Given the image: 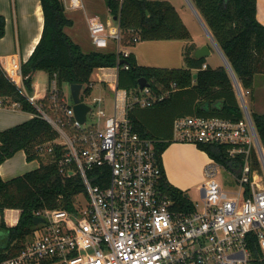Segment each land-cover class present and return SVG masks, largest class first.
<instances>
[{
  "label": "built area",
  "instance_id": "obj_1",
  "mask_svg": "<svg viewBox=\"0 0 264 264\" xmlns=\"http://www.w3.org/2000/svg\"><path fill=\"white\" fill-rule=\"evenodd\" d=\"M68 2L72 9L83 8L82 0ZM114 18L118 25L110 32L98 18H91L88 27L97 49H108L111 43H116L118 72L120 66L129 68L121 60L130 51L121 46L120 18ZM0 64L20 93L64 139L60 143L58 137L40 146V150L53 152V143L63 147L60 172L68 176L80 174L87 199L86 203L74 202L72 210H37L34 215L44 221L36 224L19 254L0 264H256V260L264 261V175L253 167L252 159L253 151L262 154V144L243 88L238 94L243 112L239 120L202 115L174 119V140L220 144L225 146L229 157H243L240 176L227 169L237 180L235 191H228L217 180L221 164L212 159L205 167L207 179L200 187L201 206L194 203L193 210L176 209L172 196L161 183L163 167L156 150L157 140L135 130L127 117V110L135 104L147 107L167 98L175 90V83L161 86L159 91L150 83L138 88L129 101V91L119 89L115 82L111 89L115 96L112 113L107 112L101 96L91 101L95 107L88 102V96L83 99V85L80 99L91 110L86 121L80 123L74 115L72 96L71 104H67L68 97L64 87L59 86L56 73L42 93H36L28 90L23 60L18 54L2 56ZM206 67L204 63L203 68ZM45 100L53 113L45 109ZM120 100L124 102L122 113L118 110ZM253 237L262 252L259 258L249 247Z\"/></svg>",
  "mask_w": 264,
  "mask_h": 264
},
{
  "label": "trees",
  "instance_id": "obj_2",
  "mask_svg": "<svg viewBox=\"0 0 264 264\" xmlns=\"http://www.w3.org/2000/svg\"><path fill=\"white\" fill-rule=\"evenodd\" d=\"M108 10L120 18L125 39H186L192 35L185 27L175 6L167 0H105ZM203 21L211 31L218 46L228 59L240 85L254 98L255 75L264 74V24L257 18V0H191ZM44 15L43 31L30 57L23 62L26 85L33 91L32 73L42 71L51 80L56 73L58 84L82 83L84 99L91 93L92 75L103 67L117 66V52L110 49H94L84 52L65 31L74 21L65 13L62 0H41ZM6 17L0 13V38L5 35ZM138 32V34H137ZM135 33L137 35H135ZM124 40V39H123ZM196 44L191 42L183 51L185 67L168 68L142 65L134 52L125 57L129 68L119 67L117 84L119 89L138 90V81L145 77L156 91L175 83L171 94L152 106L135 104L127 110V117L139 133L157 140L156 150L163 167L162 154L171 143V125L178 116L202 115L218 116L239 120L243 117L237 90L233 79L225 67L213 68L206 58H196L193 51ZM195 69V70H194ZM197 73L194 78L193 74ZM63 92V91H62ZM20 103L22 110L33 117L0 130V165L17 151L24 150L28 160L38 159L40 166L21 175L5 180L0 174V263L19 254L33 233L34 214L40 209H74L75 198L85 193L80 174L63 175L59 162L64 149L53 143V152H48L45 160L40 146L55 141L59 133L42 117L39 110L20 93L18 87L6 76L0 64V98ZM45 108L53 113L49 101ZM261 144L264 145V113L250 112ZM210 158L232 169L238 177L241 174L243 157L231 158L224 145L197 144ZM48 154V155H49ZM253 167L260 168V160L252 152ZM94 182H97V178ZM162 186L172 196L174 208L193 210L194 202L188 193L171 184L163 167ZM7 208L20 209V217L15 225H7L3 217ZM255 257L262 252L256 240L249 245ZM256 264L264 261L256 260Z\"/></svg>",
  "mask_w": 264,
  "mask_h": 264
},
{
  "label": "rangeland",
  "instance_id": "obj_3",
  "mask_svg": "<svg viewBox=\"0 0 264 264\" xmlns=\"http://www.w3.org/2000/svg\"><path fill=\"white\" fill-rule=\"evenodd\" d=\"M62 1L65 5L66 15L70 18H73L74 20V24L72 26H66L65 31L68 30V32L71 34L72 39L81 46L84 52H89L94 49H97V47L92 43V40L90 38L88 24L91 18H98L103 22H105L109 32L112 31L118 25V20H116L108 10L105 0H82L83 8L80 9H72L69 6L68 0H62ZM170 2L175 6L178 13L182 17L184 25L193 35V39L200 42L210 43L213 53L207 56V58L205 57L207 63L213 68L224 65L222 55L218 51L217 46L214 45L213 42L210 40L207 31L200 22L199 17L194 12L190 2L188 0H170ZM137 34L135 33V35ZM122 35L124 40H122L121 46H126L127 49H130L132 52H134L138 58L139 63L142 65L168 67V68H180V67H185L186 65L183 57L184 56L183 51L184 48L188 45L189 40L137 39V40L128 41L127 39H125L126 32L124 30H122ZM115 48H116V43H111L110 50L111 49L115 50ZM115 73H116V69H113L112 71L96 70L92 75L94 85L91 90V93L88 95L87 98L88 102L91 103L93 98L99 96L103 97L105 99L107 112L109 113H112L114 109L115 96H114V92L111 89H112V84L116 82ZM39 79H41V77ZM43 83L45 84L46 82ZM255 88L257 89V94H258L256 95V98H258V101H261V103H264V74L259 73L255 75ZM64 91L68 97L67 104H71L72 101L70 98L71 96L70 84L67 83L64 84ZM243 91L245 94V98H246L245 100L249 111L250 112L257 111L258 108H256V106L252 102L251 94L248 92V90L244 88ZM135 92H136L135 88L129 90V99H128L129 101L133 98ZM237 96L241 104V100L238 93ZM92 105L95 107V103H93ZM118 105L120 107L118 110L120 113H122L124 102L120 100L118 101ZM90 122H91V118L88 119V123ZM57 142L62 143L64 142V139L62 137H59L57 139ZM48 154L49 153L46 150L43 151V156L45 157L44 159L47 160L49 157V161H50L52 160V158L51 155ZM257 154L261 161V166L259 170L261 171V174L263 173L262 175H264V145L263 144H262V154L258 150H257ZM185 165L186 168L184 166V169L180 170L177 173L176 183H179L177 181H182L184 183H182L181 185L189 186V184L197 181L198 179H201L200 175H202V172L200 173L199 167L194 163L193 160H191L190 157L188 161L185 163ZM218 167L219 168H218L217 180L220 183H222L225 186V189H227L228 191H232V190L235 191L238 188V183L235 177L233 176V174L228 172V170L222 165H219ZM203 176L205 180L203 182L201 180L202 184L207 179L204 174ZM198 185L194 184L192 187H187L185 191L188 193L189 197L194 203L201 206L202 198H201V191L199 190ZM75 200L77 204L81 201L82 203H86L87 201L84 193L78 194ZM9 217H10L9 213H6V218Z\"/></svg>",
  "mask_w": 264,
  "mask_h": 264
},
{
  "label": "crops",
  "instance_id": "obj_4",
  "mask_svg": "<svg viewBox=\"0 0 264 264\" xmlns=\"http://www.w3.org/2000/svg\"><path fill=\"white\" fill-rule=\"evenodd\" d=\"M167 1L170 2V0ZM37 5L42 6L41 0H0V13L5 15L6 17L5 35L0 38V58L4 55L16 53L23 60V62L28 60L35 45L38 43L36 42L33 45V41L35 38H38V40L40 39L44 25V15L42 9L43 22L39 29V22L36 14ZM257 18L262 24H264V0H257ZM66 31L71 36L68 30ZM191 42L196 44V48H198L203 44H208L211 49L210 55L213 53L210 43L196 41L193 39V35H192V40L189 41L188 44H190ZM122 48L127 49L126 46H122ZM128 50L131 51L130 49ZM113 69L116 68L103 67L98 70L112 71ZM115 74H116L115 80L117 82L118 72L116 71ZM40 77L41 79H39ZM32 78H33V85H32L33 92L35 91L36 93L38 92L42 93V89L46 88L47 82L49 80L48 74L42 71H36L32 73ZM43 82L46 83L44 84ZM256 95L258 94H257V89L255 88L254 91L255 99L253 98L252 102L254 103L256 108H258L257 112L264 113V103L258 101ZM32 117L33 114L22 110L21 107L17 104V102H11L8 98H4V97L0 98V130L6 129L8 127L26 121ZM170 127H171L172 141L162 154V162L166 176L171 184L183 190H185L187 187H192L194 184L196 185L199 184L198 188L200 190L201 184L205 180L203 178L204 177L203 174L206 176L205 167L212 160V158L209 157L207 152L199 149L197 144L193 142H181L174 140L173 124ZM189 157L199 167L200 173L202 172V175H200L201 179H198L197 181L189 184V186H186V185H181L182 183H184L182 181H177L179 183H176V178H177L176 176L180 170L184 169V166L186 168L185 163L188 161ZM39 166H40V161L38 159L28 160L26 152L22 149L17 151L12 157L6 159L0 165V174L3 179L8 180L18 175H21L27 171L33 170ZM6 213H9L10 215L9 218H6ZM20 213H21L20 209L7 208L4 211L3 217L8 225H15L19 220ZM0 240H2V237H0Z\"/></svg>",
  "mask_w": 264,
  "mask_h": 264
},
{
  "label": "water",
  "instance_id": "obj_5",
  "mask_svg": "<svg viewBox=\"0 0 264 264\" xmlns=\"http://www.w3.org/2000/svg\"><path fill=\"white\" fill-rule=\"evenodd\" d=\"M188 1L190 2L194 12L196 13V15L200 18L205 30L208 33V36H209L210 40L213 42L214 45L217 46L218 51L222 55V58H223V61H224V65L228 69V71H229V73H230V75H231V77L233 79L234 86L236 87V90H237V92L239 94L242 91V87H241V85H240V83H239V81H238V79H237V77H236V75H235V73H234L229 61H228V59L226 58V56L224 55V53L222 52V50L218 46V44L215 41L211 31L208 29L207 25L205 24V22L201 18L198 10L193 5L192 1L191 0H188ZM115 18H117V17H115ZM210 53H211L210 46L208 44H203V45L199 46L198 48H196L194 50L193 55L196 58H205V57L209 56ZM124 61L125 60H121V62H124ZM193 76H194V78H196L197 77V73H194ZM138 85H139L140 89H143L144 87L149 86L150 83L148 82V80L145 77H142V78L139 79ZM82 88H83V84L82 83H72V84H70L71 96H72V99L74 101V104H73L74 115H75V118L80 123H84L86 121L87 113L91 110V106L89 104H87L86 102L81 101V99H80V93H81ZM33 220H34L35 224H39V223L44 221V218H42L41 216H34Z\"/></svg>",
  "mask_w": 264,
  "mask_h": 264
},
{
  "label": "bare ground",
  "instance_id": "obj_6",
  "mask_svg": "<svg viewBox=\"0 0 264 264\" xmlns=\"http://www.w3.org/2000/svg\"><path fill=\"white\" fill-rule=\"evenodd\" d=\"M36 14H37V17H38V22H39V29L42 25V22H43V16H42V6L40 5H37L36 7ZM40 40V39H39ZM38 38H35L34 41H33V45L36 43V42H39Z\"/></svg>",
  "mask_w": 264,
  "mask_h": 264
}]
</instances>
